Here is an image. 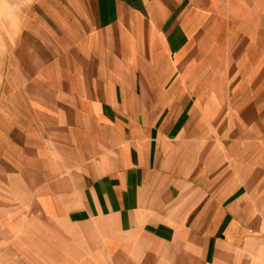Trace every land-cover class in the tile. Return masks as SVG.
Here are the masks:
<instances>
[{"label": "crops", "instance_id": "obj_1", "mask_svg": "<svg viewBox=\"0 0 264 264\" xmlns=\"http://www.w3.org/2000/svg\"><path fill=\"white\" fill-rule=\"evenodd\" d=\"M25 2L0 3V230L22 261L193 264L198 243L177 224L204 197L195 221L217 222L220 207L226 219L201 238L252 253L264 146L236 163L243 141L219 128L250 127L241 113L251 106L236 107L242 87L220 71L236 32H257L264 47V0H94L96 18H74L91 34L73 51L45 43ZM54 79L66 80L60 91ZM254 135L264 144V131ZM223 178L229 196L209 194Z\"/></svg>", "mask_w": 264, "mask_h": 264}, {"label": "rangeland", "instance_id": "obj_2", "mask_svg": "<svg viewBox=\"0 0 264 264\" xmlns=\"http://www.w3.org/2000/svg\"><path fill=\"white\" fill-rule=\"evenodd\" d=\"M13 1L14 0H11V3H13ZM41 1L42 5L40 4ZM25 6L27 7L28 21L33 20V24H36L39 29L38 31L43 32L42 36L45 43L56 41L60 43L59 45H62L66 49H71L72 51L73 49L78 48L79 44L81 43L77 41L78 39L82 38L81 41L86 40L91 34L90 30L87 32L83 31V29L86 28L84 24H82L81 30L74 18L78 21V19L85 20L90 18L94 19L97 17L94 0H26ZM36 7L39 10L38 13L37 11H34ZM82 20H80V22ZM221 33L223 37L226 38L227 32ZM258 33L261 35V42H264V32ZM42 36H40L41 40ZM256 39H258L257 32H236V40L237 43L240 44V47L235 48L236 62H234L235 59L231 55L230 62L227 61L226 63L225 61L222 64L223 69L220 71L221 74L223 73L222 75L227 74L228 78L231 77L230 87H236V90H239V86L242 87V94H238V99L235 101L236 107L243 110L244 107L251 106V109L248 110L245 108V110H243L244 112L241 113L242 118L245 119V121H248L250 127L219 128L221 134L227 129L232 130V132L236 130L235 133L237 134V137L235 139H242L241 141L243 142L233 143L237 150L236 152L234 151V153L236 159L240 156L243 158V160L245 157H256L259 146H264V144H259L258 142L254 143L250 140L255 138L254 136L256 135L254 134H259L260 130L261 132L264 131V47L256 46ZM59 48L62 47L60 46ZM50 53L51 49H49L47 54ZM58 58L60 57L56 56V59ZM52 81H56L55 86L59 88V91L62 89L60 86H64L66 84L65 79H54ZM47 86L48 85H45V87H43L45 94H48L44 96L43 106L47 108H54L52 98L50 99V94L47 91L48 89H52V87ZM258 97L261 98V102L257 103V105H254L256 108L252 109V105L254 104L253 99ZM17 118L20 119L18 115ZM246 150L248 151L245 154ZM12 155L14 157L17 155V153L13 150ZM236 159V163H240L238 159ZM220 162L222 161L220 160ZM224 179L225 178L220 179L217 183H215L214 189L208 191V193H219L220 195L224 194L229 196V192L226 189H228L230 183L226 182ZM236 194H238V192H236ZM205 202H208L206 197H204L202 201H199L198 205L194 206L193 208L189 203L188 206L185 207V209H187L189 212L185 222L177 224L180 225L181 230L184 232L187 231L186 233L189 236L192 234V240H195L198 243V246L195 245L194 247H190L191 249L193 248L195 250V254L193 255V264H264V216L260 220L257 217L258 220H253L251 223H248V228L250 230L249 232L252 235L251 244L253 246L252 253H249V251L246 250L244 246L232 248L223 244L222 242L216 241V236H212L210 238H201L203 234L211 232V230L216 227L220 228L223 226L226 219V214H224L226 207H220L219 213H217L216 216L214 215V219H217V222L219 220L218 223L211 221L213 218L212 214L211 216L203 215L202 220L199 219L195 221V211L200 209V205ZM29 209L32 211L34 207H30ZM207 209L208 208H204V212ZM147 225L148 228L151 229V232H153L152 230L156 231V235L161 234V237H164L163 233H166L165 235L167 236L172 235L170 232L173 229H170L163 223H151ZM180 228L178 226L177 230H180ZM1 232L2 230H0V233ZM2 234L3 232L0 234V264H26L22 261L19 251L11 247V244H13L16 239L12 238L10 244V240L3 238ZM148 238L152 248H155L159 244V238L157 236L156 239L150 236ZM188 240L190 241L191 238ZM188 254L190 255L189 250ZM178 255L179 254H176L175 256L179 257ZM190 256H188V261H186L187 264H189L188 262L190 261ZM97 257L100 259L102 258L99 255ZM162 259H164V257L160 255L158 260L161 261ZM113 262L115 263V255L113 256ZM154 262L155 261L150 264H156ZM120 263L121 262L118 264ZM134 263L137 264L136 262ZM107 264H111L109 260L107 261Z\"/></svg>", "mask_w": 264, "mask_h": 264}, {"label": "clouds", "instance_id": "obj_3", "mask_svg": "<svg viewBox=\"0 0 264 264\" xmlns=\"http://www.w3.org/2000/svg\"><path fill=\"white\" fill-rule=\"evenodd\" d=\"M3 2V0H0V3H2Z\"/></svg>", "mask_w": 264, "mask_h": 264}]
</instances>
